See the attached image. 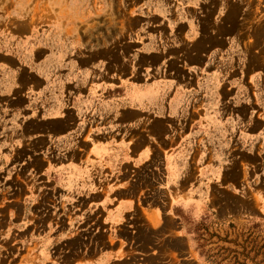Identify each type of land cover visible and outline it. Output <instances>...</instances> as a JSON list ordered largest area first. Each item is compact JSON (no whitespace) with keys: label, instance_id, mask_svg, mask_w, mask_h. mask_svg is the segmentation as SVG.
<instances>
[{"label":"rangeland","instance_id":"1","mask_svg":"<svg viewBox=\"0 0 264 264\" xmlns=\"http://www.w3.org/2000/svg\"><path fill=\"white\" fill-rule=\"evenodd\" d=\"M107 240L264 264V0H0V264Z\"/></svg>","mask_w":264,"mask_h":264},{"label":"crops","instance_id":"2","mask_svg":"<svg viewBox=\"0 0 264 264\" xmlns=\"http://www.w3.org/2000/svg\"><path fill=\"white\" fill-rule=\"evenodd\" d=\"M59 128V127H58ZM137 150V163L144 162L147 158L148 152L146 150V147H140L136 146ZM134 149V148H133ZM128 208L126 205L122 204L121 206L119 204L116 205V208L112 211L111 214H109L108 222L112 223L116 218L128 216ZM157 217V214H153ZM159 215V214H158ZM131 245H128L126 248L123 244L119 242H112L110 240L106 241V244L103 246L100 244L97 246L96 243H94V247L86 252L83 250L82 252L74 253L73 254V261L71 263L67 264H129V258L130 255H127L126 250L130 249ZM125 250V251H123ZM124 252L126 254L124 255ZM124 255V256H123ZM65 261V259H64ZM65 263V262H63Z\"/></svg>","mask_w":264,"mask_h":264}]
</instances>
